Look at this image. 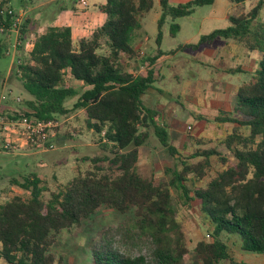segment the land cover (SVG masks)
<instances>
[{
  "label": "trees",
  "instance_id": "obj_1",
  "mask_svg": "<svg viewBox=\"0 0 264 264\" xmlns=\"http://www.w3.org/2000/svg\"><path fill=\"white\" fill-rule=\"evenodd\" d=\"M245 1L231 0L235 5ZM214 2L190 0L171 6L169 0H158V49L154 56L141 58L135 48L141 20L153 8V0H105L101 7L105 22L76 45L68 27H50L32 39L27 56L18 58L12 73L27 98L8 108L9 112L16 118L48 121L82 110L94 144L108 149L111 157L84 159L94 165L107 162L108 168L95 166L79 172L54 191H49L35 173L22 176V182L13 181L29 197H14L0 204V259L5 264H54L50 248L56 234L80 226L102 206L131 215L132 221L104 232L92 250L91 264H186L189 250L176 222L175 208L189 210L195 203L212 232L210 241L196 243L193 264H244L232 259L222 234L237 236L241 252L264 255V23L256 21L264 0L246 15L229 17L230 26L202 35L196 44L180 47L181 51H195L217 38L232 39L258 57L253 78L236 90L232 111H220L214 118L217 123L236 125L221 141L227 155L217 149H197L189 158H180L179 167L167 169L169 177L159 182L138 173L140 148L149 138L150 126L160 145L170 155L177 153L165 128L155 124L156 110L145 107L142 101L156 82L153 66L163 55L159 49L162 27L167 18L187 17L195 8ZM9 10V0H0V25L7 29L12 23ZM24 27L25 22L20 35ZM178 32L179 25L172 23L169 35L175 37ZM6 35L0 34V60L10 48ZM124 57L141 58L146 69L141 73L128 70ZM74 98L69 109L66 103ZM212 157L222 170L206 186L196 187L195 182L206 176ZM196 158L200 160L193 163ZM46 192L48 199L43 198ZM127 243L133 248L148 246V256H133L125 247Z\"/></svg>",
  "mask_w": 264,
  "mask_h": 264
},
{
  "label": "rangeland",
  "instance_id": "obj_2",
  "mask_svg": "<svg viewBox=\"0 0 264 264\" xmlns=\"http://www.w3.org/2000/svg\"><path fill=\"white\" fill-rule=\"evenodd\" d=\"M45 0H9V6L15 12H22L26 5L35 7L30 10L31 17L44 26H56V18L69 16L72 19L73 10H81L76 0H57V2L39 4ZM190 0H170L171 6L183 4ZM259 0H246L244 4L235 5L231 0H215L210 6L195 8L194 12L183 18L172 21L166 19L162 27V41L159 49L164 57L154 63L156 82L153 89L142 98L145 107L154 109L158 113L155 124L164 127L168 133L169 143L177 153L170 155L158 142L154 128H148L149 138L140 148L138 173L141 176L152 178L155 182L167 179V169L179 167L178 160L189 158L195 150L217 149L222 155H227L221 141L228 135L235 124L217 123L214 118L220 111L231 112L235 106V93L239 86L247 84L253 78L258 68V57L232 39L217 38L213 44L181 51L180 47L196 44L202 35L216 29L230 26L229 17L232 15H246ZM99 0H90L87 10L97 12ZM82 16V13H79ZM160 17L158 0H154L151 11L141 20V30L135 40L141 58L145 53H156L157 21ZM73 20V19H72ZM256 21L264 23V4L258 13ZM24 22V21H23ZM179 25V32L175 37L169 35L170 25ZM7 37L9 47H12L15 37ZM19 47L14 51V60L4 67L8 58L0 60V95H8L5 104L7 109L16 107L13 98L20 100L27 98L19 83L13 77L11 66L16 59L23 60L27 56L31 41L22 36ZM11 51V48H10ZM140 52V53H141ZM147 54V55H148ZM152 56V55H151ZM246 56V58H244ZM141 58L122 60L128 70L136 73L143 72L145 66ZM142 61V62H141ZM244 68L245 73H225L223 69ZM72 84L73 82L70 81ZM21 90V92H20ZM10 91V94L8 93ZM20 92V93H19ZM12 95V96H11ZM76 98L69 100L66 105L69 109ZM22 107V105H21ZM78 110L69 113L66 117H59L60 130L66 138L57 145L54 151L38 152L34 149L24 151L3 152L0 150V204L10 201L14 197L28 198V192L14 184V180L22 182V176L35 173L43 178L49 191H54L59 184H66L77 173H85L96 167L106 170L107 162L92 164L84 159L108 157L109 150H103L93 144L89 135L85 134L86 125L82 114ZM71 114L74 116L70 117ZM86 128V129H85ZM88 130V129H87ZM86 130V131H87ZM89 132V131H88ZM243 132V131H242ZM69 137V138H68ZM84 140V141H83ZM26 152H33L32 156L22 157ZM53 155L52 158H49ZM199 158L192 160L193 163ZM233 163V160L228 157ZM217 158L212 157L206 176L196 181V187H204L216 174L222 170ZM116 174V172H113ZM59 182V183H58ZM44 199L49 198V192L44 193ZM176 222L183 235L189 254L185 257L186 264H193L195 259L193 249L198 241H210L212 226L203 218L196 203L189 209L177 206ZM132 221L131 215H120L114 210L100 207L92 216L83 220L78 227L65 229L56 234L55 243L50 248L54 264H91V254L95 246L100 244L101 237L109 228H116ZM221 239L227 245L232 259L236 263L264 264V255L248 254L240 251V240L235 235L222 234ZM127 243L133 256L141 254L148 256V246L131 247ZM141 249V251L138 250ZM0 264L5 262L0 259ZM222 264H231L228 261Z\"/></svg>",
  "mask_w": 264,
  "mask_h": 264
},
{
  "label": "built area",
  "instance_id": "obj_3",
  "mask_svg": "<svg viewBox=\"0 0 264 264\" xmlns=\"http://www.w3.org/2000/svg\"><path fill=\"white\" fill-rule=\"evenodd\" d=\"M77 5L80 9L88 8L89 0H77ZM2 14L5 11L1 12ZM8 15L12 16V23L7 29L4 24L0 25V34H9L15 37L11 51L7 52V56L11 57V62L14 60L13 53L19 47L20 27L24 21L22 12L14 10L7 11ZM19 63L16 59L12 66L11 72L15 70V64ZM146 66L142 67L144 71ZM19 73V72H18ZM10 94V91L8 92ZM12 96V95H11ZM8 95H0V103H6ZM15 103H20V99L15 97ZM10 115L11 118H7ZM60 129L59 120H36L26 117L16 118L9 112L7 106L0 104V150L3 152L24 151L26 149H34L38 152L54 151L57 149V136ZM104 132H102V136Z\"/></svg>",
  "mask_w": 264,
  "mask_h": 264
},
{
  "label": "crops",
  "instance_id": "obj_4",
  "mask_svg": "<svg viewBox=\"0 0 264 264\" xmlns=\"http://www.w3.org/2000/svg\"><path fill=\"white\" fill-rule=\"evenodd\" d=\"M99 1L100 2H98V6L96 8H94L97 12L90 13V11L87 10L88 8L85 9V10H82L81 9L79 11L78 10H73V13H72V19L73 20L69 16H63V17L60 16L58 20L56 18V22H57L56 23V26H44V25H41L38 21L34 20L30 16L31 15L30 10L33 11L35 7H33V6L30 7V6L26 5L25 8H23V10H22V13L24 15V22H25V27L23 29V35L22 36L27 37V40L28 41H32V39H34L35 37L44 34L45 31L48 28H50V27H57V28H60V27H68L71 30L72 42H73L74 45H76V43H77V41L79 39L90 37L91 34L93 33V31L96 30L97 28H99L100 26H102V24L105 22L106 16L101 11V7L105 4V0H99ZM52 2L55 3V2H57V0H45L44 2H41L39 5L42 6L44 4L52 3ZM169 2H170V0H169ZM76 3H77V0H76ZM88 7H89V5H88ZM79 13H82V16H79ZM8 36H10V35H8ZM135 48H136V45H135ZM9 50H10V48H9ZM137 50H139V49H137ZM140 54H143V52H141ZM147 54L148 53H145V56ZM148 55L154 56L155 53L148 54ZM163 57H164V54L161 55L159 58H157V60L155 62L159 61V59L161 60ZM6 58H8V57L6 56ZM244 58H246V56ZM8 63H9V58H8V62L5 63V64H3L2 67L5 68V66ZM228 69H241L243 71L242 73L247 72L246 70H244V68L242 69L240 67H238V68H230L229 67L227 69H223V72H225ZM73 84L76 85V86H79L80 85V84H78V83H76L74 81H73ZM20 92H21V90H20ZM78 114H82V117H83L82 110H79L78 113H77V115ZM64 116L66 117L67 115H64ZM72 116H74V114H71L70 115V117H72ZM86 130H85V134L87 136L89 135V137L92 138L93 137V132L91 130H87V131ZM65 138H66V134L63 135V131L61 132V130H60V134H58L57 140H56L57 141V145L58 144L60 145L61 143H63V141H64ZM93 144H94V142H93ZM94 145H97V144H94ZM30 153H33V152H26V153L22 154L21 156L22 157H26V156L29 157V156L34 155V154H30ZM52 157H53V155H50L49 156V158H52ZM28 174H31V173H28ZM41 179L44 180L43 178H41Z\"/></svg>",
  "mask_w": 264,
  "mask_h": 264
}]
</instances>
